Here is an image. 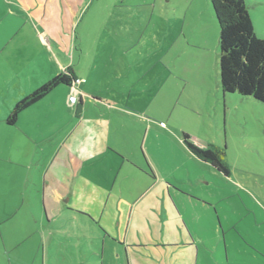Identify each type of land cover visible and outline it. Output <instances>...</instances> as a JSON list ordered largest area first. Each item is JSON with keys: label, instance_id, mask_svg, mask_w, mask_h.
<instances>
[{"label": "rangeland", "instance_id": "374dc122", "mask_svg": "<svg viewBox=\"0 0 264 264\" xmlns=\"http://www.w3.org/2000/svg\"><path fill=\"white\" fill-rule=\"evenodd\" d=\"M73 1L78 9L77 35L86 62L97 59L93 49L101 53L99 60L103 62L115 49L117 57L121 56L119 45L127 44L133 47L129 54L134 60L140 58L147 63L144 71L148 81L164 71L163 86L155 85L158 91L149 84L143 96L134 93L130 98V106L142 108L150 119L155 116L159 122L161 136H156L164 158V164L155 165L159 176H170L175 181L173 174L188 178V170L194 171L195 164L185 161L179 144L182 134L190 136L191 144L196 146V142L221 145L222 137L225 139L221 148L233 180L229 183L206 174L211 180V185L204 187L206 194L202 187H184L213 206L207 220L194 211L185 215L196 240L206 242V246L202 243L207 255L203 264H264V196L260 195L264 189H258L264 184V104L237 93L224 94V103L218 101L219 26L210 1ZM245 2L257 36L264 38V0ZM66 3L74 13L71 0ZM12 12L11 1L0 0V44L3 29L10 33L27 27ZM19 72L7 56H0V264H125L110 249H118L119 243L114 241L112 246L105 245V257L86 254L87 249L82 256L83 249L76 241H50L54 227L46 225L36 204L40 184L37 192L33 186L36 172L39 169L41 173L42 167L32 153L35 144L25 139L21 130H28L34 143L43 142L55 132L48 128L57 123L59 114L46 100L21 115L16 127L6 124L8 114L31 87L28 78ZM152 142L149 134L148 144ZM38 156L47 159L49 152ZM195 170L201 171L198 166ZM45 202L49 203L48 196ZM218 223L224 241L217 231Z\"/></svg>", "mask_w": 264, "mask_h": 264}, {"label": "crops", "instance_id": "0c3cea01", "mask_svg": "<svg viewBox=\"0 0 264 264\" xmlns=\"http://www.w3.org/2000/svg\"><path fill=\"white\" fill-rule=\"evenodd\" d=\"M10 1L13 16L27 27L10 33L3 29L0 56H7L19 69V74L31 82L26 96L66 70H71L75 79L80 80L74 86L78 95L76 105L69 103L71 88L62 85L21 114L46 100L59 114L57 123L48 128L55 132L48 134L43 142L34 143L28 130H21L25 139L35 144L36 150L32 153L42 167L41 173L39 169L36 172L33 186L37 192L40 184L36 204L46 225L54 227L49 234L50 241L55 238L69 243L76 241L83 249L82 256L87 249L86 254H103V257L105 245H113L111 241H114L119 243L118 249H110L113 248L114 256L125 264H199V261L203 264L206 254L202 243L206 246V242L196 240L185 215L194 211L207 220L213 206L184 187H202L206 194L204 187L211 185L207 175L229 183L233 178L231 173L227 176L218 172L191 152L184 142L185 134L182 138L179 136V144L185 161L195 164L194 171L188 170V178L184 174L182 177L173 174L175 181L156 172L155 165L164 164L160 156L162 145L156 136H161L159 122L155 116L150 119L142 108L130 106V98L134 93L143 96L149 84L152 90L158 91L155 85L163 86L164 71L156 79L150 76L148 81L144 71L147 63L140 58L134 60L129 54L133 47L127 44L119 45L121 56L117 57L115 49L103 62L99 60L101 53L93 49L97 59L86 62L85 49L77 35L78 9L73 0L75 15L66 0ZM217 95L218 101L224 103L218 74ZM80 103L82 114L77 117L75 108ZM149 134L153 138L150 145ZM196 143L199 148L221 147L225 139L222 137L221 145ZM46 151L49 152L47 159L38 156ZM197 166L200 172H196ZM261 188L264 189V184L258 189ZM216 218L219 222L217 215ZM220 227L218 223L217 231L222 237ZM215 261L218 262L217 258Z\"/></svg>", "mask_w": 264, "mask_h": 264}, {"label": "trees", "instance_id": "16d2710c", "mask_svg": "<svg viewBox=\"0 0 264 264\" xmlns=\"http://www.w3.org/2000/svg\"><path fill=\"white\" fill-rule=\"evenodd\" d=\"M219 26L218 75L224 94L237 93L264 104V38L257 36L245 0H209ZM71 70H66L17 102L6 118L8 126H15L20 115L37 104L59 86L74 87ZM77 104V103H76ZM74 104V105H76ZM82 114V104L75 115ZM188 149L200 160L214 166L225 175L230 173L226 153L219 146L207 149L190 143L184 135Z\"/></svg>", "mask_w": 264, "mask_h": 264}, {"label": "built area", "instance_id": "2783aa9c", "mask_svg": "<svg viewBox=\"0 0 264 264\" xmlns=\"http://www.w3.org/2000/svg\"><path fill=\"white\" fill-rule=\"evenodd\" d=\"M78 83H80V80L75 81V84H78ZM71 90L72 91H71V96L69 97V103H70V105H74L78 102V95H77V92L75 91L74 87H72Z\"/></svg>", "mask_w": 264, "mask_h": 264}, {"label": "flooded vegetation", "instance_id": "af4514ba", "mask_svg": "<svg viewBox=\"0 0 264 264\" xmlns=\"http://www.w3.org/2000/svg\"><path fill=\"white\" fill-rule=\"evenodd\" d=\"M215 146V145H212ZM227 161V160H226ZM229 165V164H228ZM214 167V166H213ZM215 168V167H214ZM216 169V168H215ZM217 170V169H216ZM218 172H220L219 170H217ZM229 171H230V167H229ZM222 173V172H221ZM230 174V173H229ZM229 174L227 176H229ZM225 175V174H224Z\"/></svg>", "mask_w": 264, "mask_h": 264}, {"label": "water", "instance_id": "95a60500", "mask_svg": "<svg viewBox=\"0 0 264 264\" xmlns=\"http://www.w3.org/2000/svg\"><path fill=\"white\" fill-rule=\"evenodd\" d=\"M72 89V88H71Z\"/></svg>", "mask_w": 264, "mask_h": 264}]
</instances>
